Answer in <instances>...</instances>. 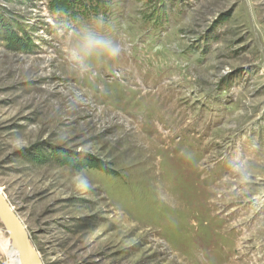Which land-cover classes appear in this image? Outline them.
I'll use <instances>...</instances> for the list:
<instances>
[{"label": "rangeland", "instance_id": "374dc122", "mask_svg": "<svg viewBox=\"0 0 264 264\" xmlns=\"http://www.w3.org/2000/svg\"><path fill=\"white\" fill-rule=\"evenodd\" d=\"M0 189L37 264H264V0H0Z\"/></svg>", "mask_w": 264, "mask_h": 264}, {"label": "clouds", "instance_id": "9594fccd", "mask_svg": "<svg viewBox=\"0 0 264 264\" xmlns=\"http://www.w3.org/2000/svg\"><path fill=\"white\" fill-rule=\"evenodd\" d=\"M102 17L97 22H101ZM127 49L121 44L114 42L112 39L99 34L97 31L88 29L85 30L78 39V43L71 49V57L83 64L90 58L97 56H105L109 59L119 58ZM76 189L81 192L90 190V185L86 178L81 177Z\"/></svg>", "mask_w": 264, "mask_h": 264}, {"label": "water", "instance_id": "95a60500", "mask_svg": "<svg viewBox=\"0 0 264 264\" xmlns=\"http://www.w3.org/2000/svg\"><path fill=\"white\" fill-rule=\"evenodd\" d=\"M0 222L5 230L11 236V248L16 251L20 257L21 264H34L33 251L29 243L23 225L16 217L12 208L7 203L0 191ZM33 255V256H32Z\"/></svg>", "mask_w": 264, "mask_h": 264}, {"label": "bare ground", "instance_id": "6f19581e", "mask_svg": "<svg viewBox=\"0 0 264 264\" xmlns=\"http://www.w3.org/2000/svg\"><path fill=\"white\" fill-rule=\"evenodd\" d=\"M122 58H123V55H121L117 59H122ZM125 58H127V57H125ZM0 191H1V189H0ZM8 235H9V239H10L9 246L11 247V236L9 233H8ZM0 254L4 255L6 257V259H4V264H21V260H20L18 253L16 251H14L12 248L10 249L7 246V244H5V241H4V238H3V235L1 234V232H0ZM33 263L37 264L35 255L33 256Z\"/></svg>", "mask_w": 264, "mask_h": 264}]
</instances>
